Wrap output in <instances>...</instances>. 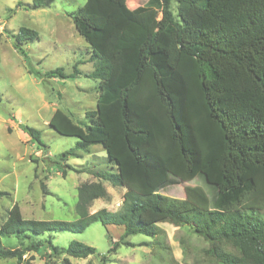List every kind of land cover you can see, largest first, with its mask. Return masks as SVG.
<instances>
[{
  "label": "trees",
  "instance_id": "1",
  "mask_svg": "<svg viewBox=\"0 0 264 264\" xmlns=\"http://www.w3.org/2000/svg\"><path fill=\"white\" fill-rule=\"evenodd\" d=\"M125 1L87 0L71 14L90 44L95 67L88 76L99 80L100 92L88 122L61 109L49 121L58 133L78 137L76 149L101 145L108 168L78 188L75 221L26 219L15 203L0 235L19 243H0V257L30 264L26 253L45 250L72 264L70 257L88 258L96 248L75 239L56 245L54 234L81 233L98 221L169 250L159 226L168 222L202 237L217 264H264V0H176V14L172 0L135 8ZM43 3L34 0L33 7ZM38 37L21 28L14 46L27 59L23 44ZM46 74L67 77L60 68ZM19 126L46 152L39 129ZM196 177L211 186V197L200 185H187L184 198L162 193ZM101 180L125 189L115 212L89 211L95 199L110 197Z\"/></svg>",
  "mask_w": 264,
  "mask_h": 264
},
{
  "label": "rangeland",
  "instance_id": "2",
  "mask_svg": "<svg viewBox=\"0 0 264 264\" xmlns=\"http://www.w3.org/2000/svg\"><path fill=\"white\" fill-rule=\"evenodd\" d=\"M86 1L44 0L41 6L33 7L34 0H0V227L15 203L26 219L77 220L78 188L84 183L98 182L94 171L108 168L101 145L76 149L78 137L62 135L49 124L56 109L84 124L88 122L86 112L97 106L99 80L88 76L95 67L91 47L77 31L71 16ZM145 2L125 1L129 8ZM171 8L176 14V0H172ZM21 28L39 34L23 44L27 59L14 46ZM57 68L67 77L47 76V72ZM76 69L80 73L73 76ZM21 123L41 131L48 146L46 152L23 132ZM71 148L74 154L61 160V155ZM101 181L110 197L95 199L89 211L106 208L115 212L125 189ZM187 185H200L211 197V186L198 177L167 187L162 193L184 198ZM159 226L165 230L163 241L169 250L161 248L153 237L141 233L123 237L122 226H105L99 221L81 233H55L53 243L67 246L75 239L96 248V253L88 258L70 257L72 264H165L163 254L172 255L181 264H217L204 252L207 242L189 226L168 222ZM115 241L118 244L113 247ZM0 243L15 248L19 239L0 235ZM102 255H106V263L101 262ZM24 258L30 264H62L61 259L49 257L45 250L26 253ZM0 264L18 262L16 258L0 257Z\"/></svg>",
  "mask_w": 264,
  "mask_h": 264
}]
</instances>
